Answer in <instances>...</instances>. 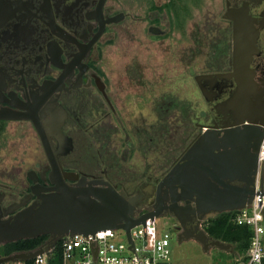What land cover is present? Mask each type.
<instances>
[{"label":"flooded vegetation","instance_id":"af4514ba","mask_svg":"<svg viewBox=\"0 0 264 264\" xmlns=\"http://www.w3.org/2000/svg\"><path fill=\"white\" fill-rule=\"evenodd\" d=\"M154 1L0 0V222L38 201V188L46 193L53 187L43 137L57 158L60 178L68 185L83 179L107 181L128 198H138L143 205L137 215L163 209L162 215L174 220L178 240L197 227L205 229L206 217L200 221L197 216L184 230L169 209L172 199L180 198V180L177 195L170 189L160 192L163 207L157 200L158 186L174 167H180L204 131L244 116H230L238 93L233 76V20L240 13L250 17L251 31L257 34L249 64L250 98L257 108L264 102V0H225L224 46L194 77L199 105L180 104L178 118L168 115L176 109L174 102L165 109L160 105L163 127L132 129L137 137H146L137 141L120 113V85L110 70L108 49L122 38H140L141 33L160 41L168 38L169 3ZM138 24L142 27L137 28ZM174 118L178 126L167 128ZM123 133V140L117 138ZM26 141H36L38 147L31 151L41 150L45 160L25 162L22 146ZM148 146L156 153L155 162L142 157L144 165L129 166ZM75 174L76 180L67 178ZM9 243L13 242L0 248Z\"/></svg>","mask_w":264,"mask_h":264},{"label":"water","instance_id":"95a60500","mask_svg":"<svg viewBox=\"0 0 264 264\" xmlns=\"http://www.w3.org/2000/svg\"><path fill=\"white\" fill-rule=\"evenodd\" d=\"M233 21V76L238 83V93L230 116L236 119L244 116L222 128L204 131L185 154L180 167H174L158 186L157 200L163 207L160 192L170 189L177 195L179 187L176 185L180 180V198L172 199L169 209L184 230L194 217H200L201 221L212 213L239 211L251 205L256 195H264V102L257 108L250 98L253 81L249 64L256 52L257 34L252 33L247 14L240 13ZM202 78L205 77H197V81ZM42 142L53 169V187L45 189L46 193L38 188V201L11 220L0 222V244L40 236H49L50 240L37 250L0 258V264L31 261L67 237L123 229L130 238L132 228L162 215L163 209L156 207L136 217L143 205L138 198H128L104 180L88 182L83 179L77 185H68L60 178L51 145L43 137ZM77 177L76 174L67 175L73 181ZM184 239L197 240L206 251L211 247L230 248V245L211 239L198 227L185 233Z\"/></svg>","mask_w":264,"mask_h":264},{"label":"rangeland","instance_id":"374dc122","mask_svg":"<svg viewBox=\"0 0 264 264\" xmlns=\"http://www.w3.org/2000/svg\"><path fill=\"white\" fill-rule=\"evenodd\" d=\"M154 3H169L167 9L172 24L168 38L160 41L159 38L151 39L141 33L140 38L133 41L122 38L108 49L109 67L120 85V113L128 131L135 134L133 136L137 141L146 140V137L142 134L138 138L132 129L143 132L152 126L163 127L160 117L170 102L176 104V109L168 115H176V118L179 117L180 104L197 105L200 102L201 95L194 77L204 71L206 60L222 49L225 42L226 25L222 17L225 0H155ZM208 11L216 17L209 16ZM136 27L141 28L142 24ZM160 105H164V109L161 110ZM176 126L178 122L175 118L169 120L167 128ZM117 138L123 140L124 133ZM37 147L36 141L23 144L25 162L32 163L37 158L45 160L41 150L37 154L32 153L31 150ZM145 150L142 155L134 156L129 166L144 165L142 157H147L148 163H154L156 153L149 150V146ZM130 174L126 173L129 177ZM135 174L140 175L141 172ZM216 215H208L206 222ZM156 225L160 233H171V264H236L239 258L240 252L234 244L220 241L230 245V248L223 250L211 247L206 251L195 239L178 240L173 228L174 220L169 216L158 217ZM0 258H3L1 248Z\"/></svg>","mask_w":264,"mask_h":264},{"label":"built area","instance_id":"2783aa9c","mask_svg":"<svg viewBox=\"0 0 264 264\" xmlns=\"http://www.w3.org/2000/svg\"><path fill=\"white\" fill-rule=\"evenodd\" d=\"M232 222L253 233L246 256L237 264H264V195H256L251 205L235 211ZM61 241L62 264H171V233H160L156 219L132 228L130 238L123 229H109ZM55 248L31 260L32 264H51Z\"/></svg>","mask_w":264,"mask_h":264},{"label":"trees","instance_id":"16d2710c","mask_svg":"<svg viewBox=\"0 0 264 264\" xmlns=\"http://www.w3.org/2000/svg\"><path fill=\"white\" fill-rule=\"evenodd\" d=\"M235 212H226L217 214L214 218L209 219L205 225V231L210 238L217 241L227 242L237 246L239 252L246 253L250 246L252 230L248 227L237 226L233 224L232 219ZM49 240V236H40L34 239L19 240L9 243L4 246L3 257L10 256L14 253L29 252L39 249L44 246ZM60 241L54 252L56 258L51 261V264H62L60 259L61 246ZM32 261H27L25 264H32Z\"/></svg>","mask_w":264,"mask_h":264},{"label":"crops","instance_id":"0c3cea01","mask_svg":"<svg viewBox=\"0 0 264 264\" xmlns=\"http://www.w3.org/2000/svg\"><path fill=\"white\" fill-rule=\"evenodd\" d=\"M263 238H264V236H263ZM246 253H247V252H246ZM246 253H244V252L238 253L239 258L237 259V261H238V260H242V259L246 256ZM237 261H236V264H237ZM20 264H21V263H20ZM22 264H24V263H22Z\"/></svg>","mask_w":264,"mask_h":264}]
</instances>
